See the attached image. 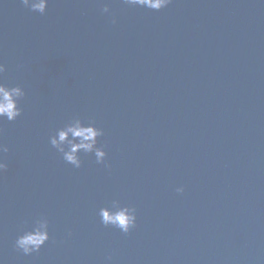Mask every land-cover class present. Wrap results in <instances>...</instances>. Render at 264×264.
I'll return each mask as SVG.
<instances>
[{"label":"water","instance_id":"obj_1","mask_svg":"<svg viewBox=\"0 0 264 264\" xmlns=\"http://www.w3.org/2000/svg\"><path fill=\"white\" fill-rule=\"evenodd\" d=\"M0 63L25 91L0 117V264H264V0H0ZM76 121L100 132L79 167L51 143Z\"/></svg>","mask_w":264,"mask_h":264},{"label":"clouds","instance_id":"obj_2","mask_svg":"<svg viewBox=\"0 0 264 264\" xmlns=\"http://www.w3.org/2000/svg\"><path fill=\"white\" fill-rule=\"evenodd\" d=\"M22 4L31 9L34 12L44 14L49 0H21ZM172 0H123V3L130 7H142L150 10L159 11L166 8ZM110 11L109 5H105L104 12ZM115 23V19H113ZM6 71L5 65L0 63V74ZM25 95V91L20 86L9 87L4 84H0V117H6L9 121H14L18 116L21 115V109L18 106L19 100ZM71 133L73 139L67 140V137ZM100 135L99 130L94 127L81 126L79 121H76L73 125L67 127L66 130L59 132V139L55 137L51 143L59 148L64 154V159L77 167L80 165V161L77 157L78 150L92 151L95 147V138ZM75 138H79V143H75ZM67 141L70 145V150L65 151L62 145ZM8 151L7 146L0 144V153H6ZM96 157L98 160H102L105 153L100 149H95ZM7 168V164L0 160V171ZM178 192H183V188H178ZM101 215L103 216L105 224H114L121 228L124 232H127L131 227L134 226L135 217L129 214V209H123L116 213H111L108 210H102ZM43 229V230H42ZM48 239V233L46 226L42 225L36 228L33 232H27L20 236L16 240V247L21 249L23 253L30 254L32 252L39 251V249L45 244Z\"/></svg>","mask_w":264,"mask_h":264}]
</instances>
